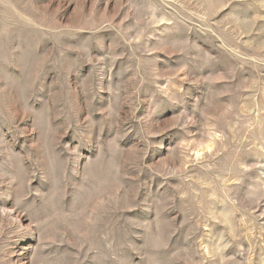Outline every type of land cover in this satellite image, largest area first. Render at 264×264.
I'll use <instances>...</instances> for the list:
<instances>
[{
	"label": "rangeland",
	"instance_id": "374dc122",
	"mask_svg": "<svg viewBox=\"0 0 264 264\" xmlns=\"http://www.w3.org/2000/svg\"><path fill=\"white\" fill-rule=\"evenodd\" d=\"M0 264H264V0H0Z\"/></svg>",
	"mask_w": 264,
	"mask_h": 264
}]
</instances>
